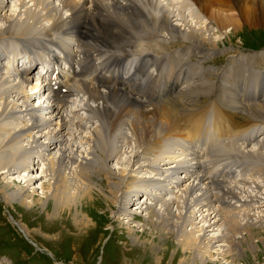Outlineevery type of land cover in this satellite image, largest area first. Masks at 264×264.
<instances>
[{
  "label": "bare ground",
  "instance_id": "1",
  "mask_svg": "<svg viewBox=\"0 0 264 264\" xmlns=\"http://www.w3.org/2000/svg\"><path fill=\"white\" fill-rule=\"evenodd\" d=\"M3 1L4 0H2L1 3H3ZM15 1H18V5L24 8L25 4L22 3V0ZM206 1L207 4L204 5ZM29 2L31 3V6H34L35 8L31 9L29 6L28 8L25 7L23 10L24 17L21 21L20 19L16 20V16L11 13L5 15L3 13L0 15V21L2 22L0 25L1 38L10 37L12 33L11 28L14 27L16 23L18 28L32 32L42 24V19H48L50 25L57 26L63 34L68 35L69 37L75 38V36L82 37L83 35L82 44L90 50L83 52L87 60L92 59V53L101 55L105 53V50L111 52L109 57L104 58L100 63H97L96 66H101L102 64L107 63L108 59H111L118 68L117 76L122 81V84H126V81H131L130 83L132 85L127 84V87L133 86L137 92L128 93L124 89L119 90L111 84L110 80L104 81L107 76L102 74V70L96 72V76L92 77V79L81 77L86 67L84 64L80 72H73L69 61L72 62V59H76V57L73 54V47L70 44L66 45L65 48H63L62 57L65 64L55 66L52 72L54 77L51 81V85L53 87L55 86L56 90H54L51 101L53 102V105H55L53 107L47 105L45 108L37 107V109H35L36 105H31L29 108L17 109L18 112H21L22 114L24 113L26 119H22L20 123L15 121V124L11 125L12 130H9L12 132L11 137L9 136L10 133L7 132L8 130H6L5 132H7V135L4 138H0V150L3 148L1 151H4L0 152V174L4 177L7 175H10V177L13 176L12 180L16 179L19 184H27L29 183L30 178L22 180L20 173L25 172L34 175L36 172L33 170L37 169L36 165L40 164L39 161L44 160V163L42 162V168H40V175L35 174L33 176L36 178L33 184H36V188H42L43 184L38 180L41 178H48L51 183L50 186H46L49 187V197L55 204V212L57 211L61 214L63 209L67 208V211L72 213L71 218L76 222L74 223V226L80 228L79 226H86L87 223L90 222L88 216L83 212L86 205L81 200L82 197L91 193V187L94 185L91 179L88 180V176L98 173L99 175L104 176L106 180L103 184V187L105 188L101 186L98 188L100 189V192L106 193L105 197L106 199L108 198V208L111 207L113 202L115 204L119 202L121 206L120 208L124 209L125 213H127L126 215L130 216L131 209L129 207L131 205L128 204L137 198L138 200L134 203L133 207L134 209H144V215L146 216L144 222L137 228L149 226L157 231L155 233L159 235L161 240L174 236L177 240L178 246L182 248L183 251H190L188 257L191 258L192 261L200 259L201 263H203L207 257L212 258L215 256L222 257L223 259V257L229 255L231 257L229 263L233 264L236 256H242L246 254V252H250L252 257L255 256L257 252V243L262 242L263 238L260 236L257 237L258 239L254 237L251 229L254 227L253 224H259L260 227H264V191L262 192L260 190L261 192H259V194H263V197L259 196V198H256L258 196H256V193L254 192H249L250 196H248V194L241 195V190V192L239 191V195L238 192L235 191L236 187L224 179L223 170H206L208 168V163L201 160V155H198L197 151V148L200 146L199 134L201 130L204 132L202 128L204 114L202 109L192 110L190 109L192 107L187 105L191 104L193 107L196 105L197 107L195 106V108H198L201 105H207L206 99L208 96L202 95L198 88L199 85H197L201 84V82L190 85L187 84L186 81V84H184L185 80L181 78L180 74L177 75L174 70H171L172 73H170V75H162L159 72L161 68L158 65L160 64L154 65L148 61L147 56L150 54H139L145 49L150 51L152 48L151 43L150 46L146 44L134 49V54L127 51L128 47H135L132 43L129 45L127 40L134 37L137 29H139V31L150 29L154 30L157 34L161 30H166L169 37L185 40L186 43L191 42L189 47L191 49V54L185 53L187 57L185 56L186 59L183 60V63L190 61L189 58L193 52L195 53V56L200 58L205 50L218 47L217 41H212L213 39L206 36L208 34L204 33V31H206L210 34L211 30H208L207 28L203 30L200 26L199 28H195L192 26V23L187 21L186 17H184L179 9H176L177 11H175L177 12L175 16H178V19H173V22H176L173 24L170 15L173 14L174 11L169 9V7L174 8L176 7L174 4L177 3L182 11H186L190 8V4L194 6H198L199 4V12H196L193 16L197 15L199 18L203 19L204 15L208 16V7L212 6L214 8L211 10L210 14L214 11H219L220 16H227L228 14L224 12L225 10L223 8H219L215 5L218 3L224 5V0H179L178 2L167 0V3L160 2L159 0H29ZM229 3L232 4V6L227 4V10L235 9L239 15L240 12H243L248 16L256 18L261 24L264 23V0H230ZM255 8L258 9V11H256L258 15L255 14ZM42 9L47 13L43 12ZM228 19L231 20V18H227V20ZM25 20H27V23H25ZM177 20L179 21L178 23ZM212 21L216 24L214 20ZM218 23L220 25V20L217 24ZM152 26H154V29L151 28ZM45 35L51 36L52 34L50 32H45ZM137 37L140 38V35ZM59 43H62V41L58 39L57 44ZM95 44L115 46V48L95 50ZM164 46L167 47V45H163V47ZM132 54L135 55V57L132 58L133 61L130 63H123L125 59ZM174 57L175 55L173 58ZM247 57H249V55ZM182 59L183 58L179 60L182 61ZM87 63H89L91 69L96 67L92 61ZM122 64H125V67ZM145 64L148 65V67L153 66L155 68V73L153 74L151 72V74L148 75L150 83H138L137 71H139ZM169 66L171 68L174 67L173 65ZM5 67L6 69H9L10 67V70H13L11 69L13 67L11 64L10 66L5 65ZM131 68L134 69L130 70ZM184 71L185 70H182L181 74ZM227 72L228 71L226 70L223 73V76H225V73L227 74ZM123 76L127 77L124 78ZM205 78L207 79V77ZM114 79L118 78L115 77ZM97 81L102 84L96 83ZM157 82H159L160 86L157 90H153L152 83H154L155 86H158ZM105 84L108 85L105 86ZM1 85L4 88V93H2L0 99L2 98L3 101H7V97H10V93L13 92L15 100H18L19 103H21L20 106L28 105V102L34 97L30 96V93H36L40 86L37 81L32 84L29 83L27 78L21 77V80L14 79L13 85L10 87V80L0 76V87ZM111 88H116L117 90ZM32 90L36 91L32 92ZM145 91H148L149 93V99L145 98L146 100L142 96V93ZM123 92L132 95L128 96ZM66 93L75 95L78 98L84 95L85 97L80 99L83 104L79 106L86 113V116L84 117L86 118L85 120L89 122V114H95V122H98V127L103 129L102 132H99L96 130L94 131L93 128L91 130L90 128L85 127V129H89L87 132L90 133L85 141H94L91 146L96 150L98 159L91 161V157L94 153L90 151V157H88V159L81 157V161L75 168L72 164L76 162V159L79 156H77L73 148L77 149L79 146H71L70 139L68 141L66 140L67 136L75 138V135H73V131L69 126L73 116L70 118V116L68 117V114H66L68 108L66 109L64 107H66L68 101L62 99L63 95ZM169 93H174L168 97L170 101L175 100L174 103L171 101V104H167L165 103L167 101H165V99L167 98H162L163 94L168 95ZM230 93L233 96L232 92ZM42 95V97H44L45 93L43 92ZM250 98H253L260 103L252 106L248 101L251 105L250 107L240 105L239 109L242 108L246 111H240V113H245V115L239 116L241 121L238 120L232 125L226 116L222 115L219 118L220 113H218L217 121L214 122L210 130L215 131V133L220 136L229 135L234 131L243 133L247 131L246 128L250 127L252 128L250 131L252 135L254 133L264 134V131L261 129L264 127H260V125L245 126L244 124V120H246L244 117H249L251 120L264 119V89L257 93L251 92ZM195 99L199 100L197 104L194 102ZM88 101H92L93 104L89 105ZM11 102L12 101H9L8 104L10 103V106L13 107L14 103ZM75 103L76 101L73 99L71 107L74 106ZM239 103H241V101H239ZM175 105H177L178 108H174ZM4 107L5 105L3 108ZM61 109L64 110L61 111ZM36 110H42V114L37 116L39 113H36V115L34 113ZM76 110H78V107L75 108L74 111L69 112H76ZM2 112L0 114H3ZM15 114L16 112L11 110L8 116L12 118ZM148 117H152L158 125L147 119ZM12 119L17 120V118ZM163 120H165L166 125L163 124ZM251 122L254 123V121ZM127 125H131V136L130 138L127 136L126 142H128V144L132 142V147L129 151L132 155V161H129L127 156L124 157V153L128 152L123 151V155H119L116 160L114 159L115 164L111 165H116V167L112 168L110 167L111 165H108V162L115 158L116 153H120L115 152L114 150V147L116 149V140L119 138V134L117 136L114 134L115 132L118 133V130L121 132V130ZM52 126L54 127L51 128ZM3 127L6 129L4 125ZM3 127H1V129ZM82 127L83 125L81 128ZM63 130L64 133H62ZM171 135L177 136V138L174 139V143L179 146L178 148H175L178 155L172 156L171 158H173V160L170 162L165 161V159L162 158L164 162L161 163L159 168L160 171L156 172L159 177H155V179H157L155 184H158L160 178L163 177V181L167 188L164 187L161 190L151 188L142 189V187L149 185L147 183L151 181L150 171H145V173L141 175L142 173H140V171L130 170L132 167H129L128 165H137L136 158L141 157L138 151L141 155H149L151 152H159L160 148L163 146H158L160 140L169 136L171 137ZM2 136H4V134ZM12 136L14 138L11 141L10 138H12ZM104 136L113 137L114 145L111 143L109 146V143L103 142ZM25 138H27V141L23 142ZM178 138L183 141H179ZM10 141L12 145L10 144ZM21 142L25 143V145H21ZM4 143L7 146H5ZM257 143L259 144V142ZM256 144L253 146L251 145L252 147L249 148V150L248 148L245 150L250 153L251 151H256L258 153L256 157L263 161L264 139L261 141V148L257 149ZM1 145L6 148L4 149ZM241 146L244 147L245 144L244 146ZM242 150L244 149L242 148ZM239 151L240 150H238V152ZM45 154H51V157L47 159V155ZM36 157L38 158V161L37 163H34L33 158ZM144 157L148 159L149 156ZM102 165H104V167ZM71 167L74 169L72 168V170H70ZM12 171L15 172L12 173ZM17 173L19 174L17 175ZM176 173H181L177 177L185 174L184 177H189L191 180H186L180 185L174 179V174ZM153 177L154 176H152V178ZM240 184L242 185V183ZM258 185L260 184H257V186ZM179 186L181 187L178 188ZM240 186L239 188H242ZM260 186L263 187V185ZM33 190L34 189H32V192H34ZM167 190L168 192H166ZM174 193V197L168 198L169 195ZM0 194L6 199V201L15 200L28 207L30 205L29 201H26L30 197L29 191L12 188L11 183L10 185H1ZM155 195H157V197ZM165 195H167L166 198ZM139 199L142 201H139ZM251 200L256 201L252 204L253 206L247 207V204ZM139 202H141V205ZM143 204L144 207L142 206ZM257 207H260L259 211L254 210V208ZM188 208L191 209V211H188ZM246 208H248V211H246ZM121 211L117 213L125 215V213H123L124 211ZM126 215L125 217L127 218ZM132 219L134 220V217ZM22 230L26 231L24 228H22ZM129 232L132 234L133 230L130 229ZM210 232L216 233L210 235ZM135 236L132 237L133 241L138 239V237Z\"/></svg>",
  "mask_w": 264,
  "mask_h": 264
},
{
  "label": "rangeland",
  "instance_id": "2",
  "mask_svg": "<svg viewBox=\"0 0 264 264\" xmlns=\"http://www.w3.org/2000/svg\"><path fill=\"white\" fill-rule=\"evenodd\" d=\"M14 1L15 0H4L3 3L0 4V15H2L3 13L4 15L11 13L12 15L16 16V18L14 17L16 20L20 19L21 21L22 18L24 17L23 10L25 9V7L28 8L29 6L31 7V9L35 8L34 6H31L29 0H22V3L25 4L24 8L18 5L17 3L18 1L15 2ZM159 1L162 2V0ZM174 1L178 2L179 0H174ZM209 1H213V0H209ZM229 1L230 0H224L225 2L224 5L221 3L215 4L219 8H223L225 10L224 12L228 14L227 16H220L219 11H214L215 14L214 12L210 14L211 10L214 7L209 6L208 16L204 15L203 19L199 18V16L197 15L193 16L194 14H196V12H199L198 9L199 4L198 6H194L190 4L191 5L190 8L186 11L184 10L182 11L181 7H179L177 3L174 4L176 7L174 8L169 7V9L174 11L173 14L170 15L173 24L176 23L173 22L174 21L173 19L175 20L178 19V16H175L177 13L175 11H177L176 9H179L183 13L184 17H186L187 21L192 23V26H194L195 28H199L200 26L203 28V30H205V28L211 30L210 34L206 31H204V33L208 34L206 36L213 39L212 41H217L218 47L205 50L200 58L195 56V53L193 52L194 55L193 54L190 55L189 58L190 61L183 63V60H185L187 57L185 53L191 54V49L189 48L191 42L186 43L185 40L169 37L167 35L166 30H161L157 34L154 30L144 29L139 31V29H137V32L134 34V37L127 40V42H129V45H131L132 43L135 47H128L127 51L134 54V49L144 46L146 44L150 46L151 43L152 48L150 49L149 47H147L148 49H150V51L145 49L141 53L139 52L138 53L140 55L146 53L150 54L147 56L148 61L154 65L160 64L158 66H160L161 68L159 70L161 74L165 76L170 75V73H172L171 70H174L176 71L175 73L177 75L180 74L181 78L185 80L184 84H186V81L187 84L190 85L201 82L202 85L201 84H197V85H199L198 88L200 93L202 95L208 96L206 99L207 105L206 106L201 105L200 107L195 108L196 105H194L193 107V105L187 104L192 107L190 108L192 110L202 109L204 114V116L202 115L204 132L201 130L199 134L200 146L199 148H197L198 155H201L202 161L208 163V168L206 170L208 171L211 169L220 170V171L223 170L224 179L227 182L233 184L234 187H236L235 191H237L238 194L242 191V193H240L241 195L248 194V196H250L249 192L250 193L254 192L256 193V196H258L256 198H259V196L263 197V194H259V192L264 191V180H263L264 160L262 161L260 160V158L256 157V155L258 154L256 151H251V153L253 154L252 155L249 151L246 150L247 148L249 150V148H251L257 142H259V144L258 143L256 144V148L257 149L261 148V141H262L261 135L259 134L256 137L253 136L250 137L247 135H243L237 131H234L229 135L219 136L218 134L215 133V131L210 130L214 122L217 121L218 113H220L219 116L230 115L228 110H226L227 107L229 108L230 103L228 102H231L232 100H236V102L234 103L231 102V103L235 105L238 104V106L241 105L248 107L251 106L250 105L251 103L252 106H255L260 102L255 101V99L253 98L249 99L253 101L247 100L250 95V92L253 89L252 85L253 84H254L253 86L257 85L256 90L258 89L259 85L264 87V76L262 75L264 70V57H263L264 56V23L261 24L256 18L252 16H248L246 13L243 12H242L243 15L241 12L239 15L237 14L238 13L237 10L235 9L227 10L226 8L227 4L232 6V4L229 3ZM163 2L167 3V0L165 1L163 0ZM206 4L207 1L204 3V5ZM42 11L47 13L43 9ZM256 11H258L257 8H255V14L258 15ZM227 18H231V20L229 19L227 20ZM211 19L214 20L216 24ZM43 20L44 19L41 20L42 24L37 28H35V30L32 32L26 31L22 28H18L16 23V25L11 28L12 33L10 37L9 36L4 38L0 37V76L2 78L10 80V87L11 85H13L14 79L21 80V77H16L15 75H13L14 72H16L15 69H13L15 71L6 69L5 64L7 63V61H10L11 59L16 58L18 56L26 57V58H22L21 63H23V61L24 62L26 61L25 65L29 66L30 61L32 62L42 58L46 59L50 53V50L55 49L58 39L59 40L63 39L64 41H66L65 38L69 37L68 35L63 34V32L60 29H58L57 26L50 25L48 19L44 21ZM219 20H220V25L219 23L217 24ZM233 20L235 21V23ZM25 23H27V20H25ZM1 24L2 22L0 21V25ZM151 28L154 29V26H152ZM45 32H50L52 35L47 36L45 35ZM136 34L140 35V38L137 37L138 35ZM45 37L47 40L45 39ZM163 45H167V47L165 46L163 47ZM94 47L95 50L115 48V46H103L97 44H95ZM13 48H14V53L11 54L10 52L13 50ZM29 49H32L34 53L31 54L30 52H28ZM40 49H42L43 51ZM249 49H256V50L253 51ZM133 54L130 55L125 60V63L130 62L132 58L135 57V55ZM252 54L255 55L252 56ZM110 55L111 52L106 51L104 53L105 58L109 57ZM174 55L175 57L173 58ZM248 55L249 57H247ZM96 57H100V55ZM181 58H183L182 61H180ZM196 58H198L200 61ZM16 63H18V59H16ZM169 65H173L174 67L171 68ZM178 65L179 67L177 68ZM105 67L108 71L112 70L113 62L111 59H108V62L105 65ZM153 68H154L153 66H150L148 70L151 71V69ZM182 70L185 71L181 74ZM226 70L228 72L227 74L225 73V76H223V73ZM102 74L105 73L103 72ZM137 74L139 79H141V77H144L143 72H138ZM24 77L28 79L29 83H32L31 80L34 79V77L31 76L30 74L25 75ZM205 77H207L208 80ZM225 83L226 84L228 83L227 84L228 87L226 86ZM157 84L159 85V82H157ZM154 88H157V86L154 85ZM223 88L224 89L227 88V89L224 90ZM113 90H117V89L114 88ZM34 91L32 90V92ZM129 91L135 92V90L131 86L129 87ZM227 91L232 92L233 96L231 95L230 92ZM2 93H4V88L1 85L0 96H2ZM123 93L126 94L125 92ZM144 94L148 96L147 97L148 99L149 98L148 93L144 92ZM172 94L174 93H169L168 95H164V96L162 95V98L163 97L167 98L165 99V101L167 100L165 103L171 104V101L172 103H174L175 100L170 101L168 98ZM215 94L217 95V97ZM30 96H33V94L30 93ZM83 97L85 96L83 95L78 98L77 96L73 95V97L71 98V102L74 99L76 103L72 107H71L72 105L71 103V105L68 107V110L66 112V114H68V117L70 116L71 118V116H73L71 118V122L69 126L73 131V135H75V138H71L72 136H67L66 140L68 141L70 139L71 146L73 145L79 146L77 149L73 148L77 156L80 157V158L78 157L76 159V162L72 164V166L74 165L73 166L74 168L81 161V157H85L87 159L88 157H90L89 154L90 151L94 153V155L91 157V161L98 159L96 150H94L93 147L91 146L94 141L92 142L85 141L87 140L86 138L89 137L90 135V133L87 132L89 131L88 128H90L91 130L93 128L94 131L95 130L99 132L103 131V129L98 127V122H95L96 121L95 114L94 115L89 114L90 115L89 122L85 120L86 118L84 117L86 116V113L84 110L80 108V106L83 104L82 100L80 101V99H82ZM33 98H31V100L28 102V105L20 106L21 103H19L18 100H15L14 93L11 92L10 97L9 96L7 97V101L8 102L12 101L14 103L13 107L10 106V103L8 104L6 100L3 101L2 98L0 99L1 102L0 113L3 111L2 112L3 114H0V131L2 130L0 132V138L1 137L4 138L7 135L6 134L7 132L10 133L9 136L11 137L12 132L9 131L12 130L11 125H14L15 121L20 123L22 119H26L24 113L22 114L21 112H18L17 109L29 108V106L34 105ZM198 101H199L198 99H195L194 102L197 104ZM239 101H241V103H239ZM88 104L91 105L93 103L92 101H88ZM4 105L6 108L7 107L8 108L7 109L5 107L3 108ZM77 107L78 110H76V112H69V111H74V109ZM174 108H178L177 105H175ZM11 110L16 112L15 114L16 117L14 116L12 118H17V120H13L12 118H10V116H8ZM63 110L64 109H61V111ZM240 111H245V110L240 108ZM34 113L35 114L39 113L38 115L36 114L37 116H39L42 114V110H38V111L36 110ZM232 113L235 116H239V113L237 112H232ZM147 119L151 120L154 124L157 123L156 121L153 120L152 117H148ZM259 123L264 124V119L261 118L259 120L258 119L254 120V123L250 122L249 125L250 124L256 125ZM163 124L166 125L165 120H163ZM3 125L6 127V129H4ZM82 125L83 127L81 128ZM127 126H125L124 129L121 130V132L120 130H118V133L115 132L114 134L115 136L119 134L118 135L119 138H117L116 140L117 141L116 149L114 147V150L115 152H120V153L118 154L116 153L115 158H113L110 162H108V165L115 164L116 158H118L119 155L120 156L123 155L122 154L124 153L123 151L128 152V153H124V157L127 156L128 160L132 161V155L131 153H129L130 148L132 147V142H130V144L126 142L127 136H129V138L131 136L130 134L131 125H127ZM1 127L3 128L1 129ZM53 127L54 126H52L51 128ZM85 127L88 128L85 129ZM6 130L8 131L5 132ZM62 133H64V130ZM3 134L4 136H2ZM13 138L14 137L12 136L10 140L12 141ZM175 138H177L176 135H171V137L169 136L167 138L161 139L160 142L158 143V146H162V145L163 146L160 148L159 152L156 153L151 152V154L149 155L148 154L141 155V153L138 151L141 157L139 156L140 158H136L137 165L136 166L131 164L128 165L129 167H132L130 170L140 171V173H142L141 175H143L145 171L147 172L150 171L151 181L147 183L149 185L142 187V189L151 188V189L161 190L164 187L167 188L165 182L163 181V177L160 178L158 184H155L157 182L156 181L157 179H155V177H159L156 174V172L160 171L159 168L161 166V163L164 162L163 159H165V161L170 162L173 160V158H171L172 156L178 155V152L175 148H178L179 146L176 143H174ZM26 139L27 138H25L23 142H26L27 141ZM103 142L109 143L110 146V144L113 143V137L104 136ZM243 143L245 144V146ZM23 144L25 145V143L21 142V145ZM241 145H243L244 147H242ZM5 146L7 145L5 144ZM5 146L1 145V147H4V149L6 148ZM238 147L241 148L239 149ZM242 148L244 150H242ZM2 149L3 148H1V150ZM237 149L240 151L238 152ZM1 150L0 152H4ZM144 156H149L148 157L149 160ZM46 157L47 159L50 158L51 154L47 155ZM33 161L34 163H37L38 158L37 157L33 158ZM43 161L44 160L39 161L40 164L36 165L37 169L33 170L34 172H36L35 174L40 175V168H42ZM102 166L104 167V165ZM73 167H71L70 170H72ZM110 167L115 168L116 165H111ZM14 172L15 171H12V173ZM18 174L19 173H17V175ZM180 174L181 173L174 174V179L177 181L178 184L181 185L186 180H191L189 177H184L185 174H182L183 176L177 177ZM34 175L21 172L20 177L22 178V180L30 178L29 183L27 184L24 183L22 185L19 184L16 179L12 180L13 176L10 177V175L9 176L7 175L6 177H4L0 174V187L1 185L4 184L10 185L11 183L12 188L27 190L30 193L29 199L26 200L29 201L30 204L29 207L15 200L6 201V199L3 198L2 195L0 194V264H232L229 263L231 258L229 255L223 257V259L222 257H215V256H213L212 258L207 257L203 263H201L200 259H196L192 261L191 258L188 257L190 255V251H183L182 248L178 246L177 240L174 236L161 240L159 235L155 233L157 231L153 230L149 226H145V227L143 226L141 228H137L144 222L146 218V216L144 215L145 214L144 209L143 210L142 208L134 209L133 207L134 203L138 199L136 198L134 201L131 202L132 204L131 203L128 204L131 205L129 207L131 209L130 216L126 215L127 213H125L124 209L120 208L121 206L119 202H117L116 204L113 202L111 207L108 208V203H107L108 198L106 199L105 197L106 193L100 192V189L98 188L100 186L103 187V184L105 183L106 180L104 176H101L98 173L92 176H88V180L91 179L94 185H92L91 187V193L81 198V200L86 205L85 206L86 208L83 209V212L85 215L88 216L90 222H88L86 226L83 225V226H79L80 228H77L76 226H74V223L76 222L73 220V218H71L72 213L71 212L69 213V211H67V208L63 209V211L61 212L62 215L57 211L55 212V204L49 197L50 191L48 190L49 187H47L50 186L51 181H49L48 178H41L38 181L43 184V187L36 188V184H33L36 180V178L33 177ZM152 176L154 177L152 178ZM240 183H242V185ZM257 184L263 185V187L260 185L257 186ZM239 186L242 187L243 190L242 188H239ZM180 187L181 186H179L178 188ZM32 189H34L33 190L34 192H32ZM104 190L107 191L106 189ZM166 192H168V190ZM167 195H165V198L167 197ZM155 196L157 197V195ZM174 196L175 193L169 195L168 198ZM140 199L139 201H142ZM255 201L251 200L247 204V207L253 206L252 204ZM139 203L141 205V202ZM142 206L144 207V204ZM257 208H254V210L259 211L260 207ZM247 209L248 208H246V211H248ZM121 210L124 211L123 213H125L127 218L125 217L124 214L123 215L118 214L119 211ZM188 211H191V209L188 208ZM133 217L134 220L132 219ZM253 226L254 227L251 230L253 231L254 237L257 238L260 236L261 238H263V241L257 243V247H256L257 252L255 256L252 257V254L250 252H246V254L242 256L241 255L236 256L235 262L233 264H264V227H260L259 224H255V225L253 224ZM22 228H24L26 231H23ZM130 229L133 230L132 234L129 232ZM214 233L216 232L213 233L210 232V235ZM134 236L138 237L136 241L132 240V237Z\"/></svg>",
  "mask_w": 264,
  "mask_h": 264
},
{
  "label": "clouds",
  "instance_id": "3",
  "mask_svg": "<svg viewBox=\"0 0 264 264\" xmlns=\"http://www.w3.org/2000/svg\"><path fill=\"white\" fill-rule=\"evenodd\" d=\"M162 2H163V0H162ZM179 21L177 20V23H178ZM151 72L154 74L155 73V68H153V69H151Z\"/></svg>",
  "mask_w": 264,
  "mask_h": 264
}]
</instances>
